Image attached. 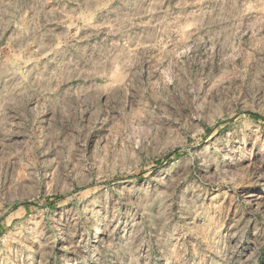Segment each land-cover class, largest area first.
I'll return each mask as SVG.
<instances>
[{
	"label": "rangeland",
	"instance_id": "rangeland-1",
	"mask_svg": "<svg viewBox=\"0 0 264 264\" xmlns=\"http://www.w3.org/2000/svg\"><path fill=\"white\" fill-rule=\"evenodd\" d=\"M0 264H264V0H0Z\"/></svg>",
	"mask_w": 264,
	"mask_h": 264
},
{
	"label": "bare ground",
	"instance_id": "bare-ground-1",
	"mask_svg": "<svg viewBox=\"0 0 264 264\" xmlns=\"http://www.w3.org/2000/svg\"><path fill=\"white\" fill-rule=\"evenodd\" d=\"M93 231H94V238H93L94 243L96 245H99L100 244V240L97 241L96 235L100 236L102 234V225H101V223H97V225H95V229Z\"/></svg>",
	"mask_w": 264,
	"mask_h": 264
}]
</instances>
